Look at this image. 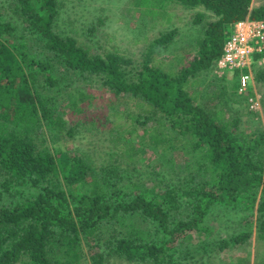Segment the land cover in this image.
Listing matches in <instances>:
<instances>
[{"label": "trees", "instance_id": "trees-1", "mask_svg": "<svg viewBox=\"0 0 264 264\" xmlns=\"http://www.w3.org/2000/svg\"><path fill=\"white\" fill-rule=\"evenodd\" d=\"M149 1L155 24L170 28L134 59L105 49V18L74 31L60 23V0H0V264H214L253 240L264 248V125L245 127L239 111L226 119L186 89L217 65L237 22L264 21V5ZM171 2L214 19L193 14L189 25L202 35L168 62L163 54L180 34ZM193 41L196 54L186 59ZM253 72L264 88V67ZM95 88L133 101L137 113L121 116L135 121L139 140L125 139L118 124L90 149L75 144L79 156L51 151L46 130L57 142L83 135L65 109L83 113L94 100L86 89ZM262 100L264 114V92ZM185 142L190 172L159 173L148 187L141 177L155 166L139 168L135 158ZM105 143L106 158L92 160ZM218 207L230 211L225 238L210 227Z\"/></svg>", "mask_w": 264, "mask_h": 264}, {"label": "rangeland", "instance_id": "rangeland-1", "mask_svg": "<svg viewBox=\"0 0 264 264\" xmlns=\"http://www.w3.org/2000/svg\"><path fill=\"white\" fill-rule=\"evenodd\" d=\"M78 4L82 5L79 8H75ZM254 5L260 7L264 5V0H254ZM153 9V2L149 0H60V23L62 26L70 25L72 30L76 31L80 24L83 27L84 25L92 24L93 21L95 22L96 18H105V24L100 28L101 34L109 37L104 39V42L108 41L103 43L105 49L126 58L135 59L148 47L149 43L159 37L160 33L169 31L170 26L155 24V20L157 19L153 13ZM168 9L177 15L174 21L175 25L180 27V34L176 37V43L171 44L170 48L163 54V56L168 58V62H172L174 61L172 57L179 55V52L183 53L185 47L192 40L195 41L202 35L201 30L203 29L201 27L189 25L193 20V14L202 12L206 15L207 20H213L214 17L212 13L207 12L205 9L185 10L174 2L170 3ZM82 16L85 18L82 19ZM178 17L181 18L179 22ZM233 29L232 27L231 32H233ZM194 41L192 47L189 46L190 48L187 50L191 51L192 54H187L186 59H190L196 54ZM175 53L177 54L173 55ZM256 58H259V56H256ZM221 72V70L216 71V66L208 71H202L197 77L195 85H192L191 82L188 83L187 91L191 96L196 98L197 104L222 113L226 119L235 111H239L243 115L242 121L245 127L264 125L263 109L261 107L259 110L252 109L255 102L262 105V95L264 92L261 84H257L255 81L253 69L251 71ZM246 74H250L252 77L247 88L241 92L239 81L242 75ZM86 92L90 93L94 97V100L92 104H89L91 102L90 99L87 104L81 105L85 107L83 113L76 114L70 108L65 109L67 121L80 120L82 122L84 125L83 129L81 128L83 135L78 136L75 141L67 138L65 141L57 142V140H53L50 133L46 130L43 135L46 139L45 145L50 147L51 151H54V148H58L63 151H69L74 156H79L74 151L75 144L82 146V148L90 149L92 145H89V143L98 145L109 136L113 138L115 135L113 129L118 124L122 128L116 129V131L120 130L124 132L125 139H131V141L139 140V135L142 134V131L137 129L135 130L136 132H131L134 131L135 121L121 116L124 112L130 114L137 113L133 106V101L126 105V100H119L114 95L100 88L86 89ZM214 92L221 94V96L216 100L210 101ZM68 104L70 103L63 102L61 106L64 108ZM99 140L101 142L97 143ZM107 143L110 144L109 141ZM108 147L109 145L105 143L102 152L96 151L97 154L92 157V160L96 159V162L103 161L106 158V153L109 151ZM175 147V150H163L159 151V153L146 149L144 154L135 158L133 162L139 168L144 169L145 167L148 168V166H155V168H148L141 177L143 182H148V187L152 188L153 180L163 178L161 176L163 174H168L169 177H172V173L184 175V173L190 172L188 169L186 170V163L194 160V158L187 155L186 149H189V144L185 142L182 145H175ZM197 155L199 154L197 153ZM190 170L193 171V167ZM25 189L26 187H22L23 191ZM229 212L218 207L217 209L214 208V213L210 216V227L213 232H216L223 238L226 236V230L223 232L221 229L226 227L224 221L227 220ZM203 241H206L205 236H203ZM85 264H89V262ZM117 264L128 263L120 262ZM214 264H264V248L258 247L257 242L253 240L249 244L237 246L220 253Z\"/></svg>", "mask_w": 264, "mask_h": 264}, {"label": "built area", "instance_id": "built-area-1", "mask_svg": "<svg viewBox=\"0 0 264 264\" xmlns=\"http://www.w3.org/2000/svg\"><path fill=\"white\" fill-rule=\"evenodd\" d=\"M224 45L223 54L216 65V71H251L253 67H264V21L243 20L237 22ZM259 56V58H256ZM252 75H242L239 86L242 92L250 83ZM251 102H253L251 100ZM261 105L253 103L252 109Z\"/></svg>", "mask_w": 264, "mask_h": 264}]
</instances>
